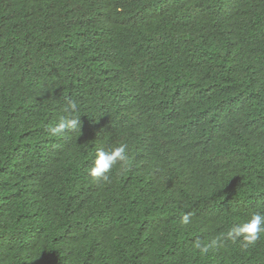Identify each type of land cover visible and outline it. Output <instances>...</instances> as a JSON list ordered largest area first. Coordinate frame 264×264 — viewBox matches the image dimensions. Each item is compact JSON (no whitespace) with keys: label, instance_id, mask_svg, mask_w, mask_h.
I'll return each instance as SVG.
<instances>
[{"label":"trees","instance_id":"obj_1","mask_svg":"<svg viewBox=\"0 0 264 264\" xmlns=\"http://www.w3.org/2000/svg\"><path fill=\"white\" fill-rule=\"evenodd\" d=\"M120 143L128 168L91 178ZM254 213L264 0H0V264H264V234L193 248Z\"/></svg>","mask_w":264,"mask_h":264},{"label":"clouds","instance_id":"obj_2","mask_svg":"<svg viewBox=\"0 0 264 264\" xmlns=\"http://www.w3.org/2000/svg\"><path fill=\"white\" fill-rule=\"evenodd\" d=\"M77 105L74 101L69 102L65 109L69 112V115L62 116L56 125L49 129L53 136L63 135L65 131H75L81 126V120L78 117L72 116L71 112L75 111ZM131 122H138L137 119H131ZM110 129H113L119 133V137L122 138L125 132V125L116 123L107 124ZM135 132V131H133ZM119 165L121 169H127L130 165V157L128 152V145L126 143H120L115 146L107 147V149L101 147L96 150L95 157H92L88 166V175L101 182H110V177L113 174V169ZM117 177L116 175H114ZM76 206L87 217L91 218V207L86 199L82 198L76 203ZM77 209L73 208V213L76 214ZM190 213H185L180 220L182 225H189L191 223ZM261 234H264V214L254 213L251 217L245 221L234 224L227 231V233L221 234L212 239L208 243H203L199 239L193 242V248L198 250L200 254L206 255L210 249L222 247L227 240L233 242H239L243 248L255 244L260 238Z\"/></svg>","mask_w":264,"mask_h":264}]
</instances>
